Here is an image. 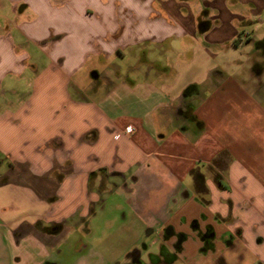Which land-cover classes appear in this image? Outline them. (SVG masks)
Masks as SVG:
<instances>
[{
    "label": "crops",
    "instance_id": "obj_1",
    "mask_svg": "<svg viewBox=\"0 0 264 264\" xmlns=\"http://www.w3.org/2000/svg\"><path fill=\"white\" fill-rule=\"evenodd\" d=\"M204 2L0 0V264H53L110 179L151 264H264V21L235 60L255 3L223 0L203 32ZM173 35L193 42L170 63Z\"/></svg>",
    "mask_w": 264,
    "mask_h": 264
},
{
    "label": "rangeland",
    "instance_id": "obj_2",
    "mask_svg": "<svg viewBox=\"0 0 264 264\" xmlns=\"http://www.w3.org/2000/svg\"><path fill=\"white\" fill-rule=\"evenodd\" d=\"M204 1L206 2L202 4L204 10L200 20H198V26L201 23H207L211 25L210 29L212 30L216 26L210 17L220 11L223 0ZM249 1L256 5V11L254 12L256 21H252L248 25L245 16L249 10H241L242 8L240 9L239 7L235 16L236 19H234L232 24L237 33H239L238 37H240H236L234 40V44H240L238 51H233L235 60L243 61L246 57L242 45L247 42L243 39V36L247 34L243 35L241 31L245 29V32L247 31L251 35V44H253V41L258 40V35L263 30V27L258 26V21L259 19L264 21V0ZM207 10L209 11V18H204L207 15ZM243 22H246L244 26ZM241 27L243 30H240ZM192 42L189 37L183 39L173 35L172 39L168 41L170 50L166 52V60L171 63L182 59L185 56L184 46L190 45ZM209 51L214 53L212 50ZM220 55V57H224L226 51ZM94 66L93 61L87 62L83 72L87 71L89 73ZM241 71L242 68H240ZM88 84H90L89 80ZM88 96L93 97L90 92H88ZM111 182L114 183L115 187L108 185V182L105 184L108 191L100 194V202L95 208L92 207L90 218L79 226H73L68 223V229L65 230V233L55 243L53 242V248L49 251L52 254L53 261L50 260L49 263L77 264L78 257L83 256L85 264H125L127 254L137 248L143 253L142 262L151 264L148 256L152 253H158L159 239L154 234L146 236L147 230L140 232L138 227L132 225L128 218H123V215L127 214V202L125 201L127 188L124 187L122 181L110 179L109 183ZM136 239H139V241L134 243ZM174 264L183 263L176 262Z\"/></svg>",
    "mask_w": 264,
    "mask_h": 264
},
{
    "label": "flooded vegetation",
    "instance_id": "obj_3",
    "mask_svg": "<svg viewBox=\"0 0 264 264\" xmlns=\"http://www.w3.org/2000/svg\"><path fill=\"white\" fill-rule=\"evenodd\" d=\"M59 228H60V227H59ZM53 229H54V228H47V229L45 230V232H46L47 234H51V231H53ZM60 230H61V228L59 229V231L57 230V233H59ZM201 237H202V239H207V237H209V232H208V230H206V233H204V235H202ZM161 258H164L165 261H166V260L169 261V260L173 259L172 256L166 254L165 251H163V249H162V251H161ZM156 259H157V258H156ZM134 261H135V263H130V262H129V263H127V264H145V263H143V262L138 261L137 259H134ZM152 261H153V260H152Z\"/></svg>",
    "mask_w": 264,
    "mask_h": 264
},
{
    "label": "trees",
    "instance_id": "obj_4",
    "mask_svg": "<svg viewBox=\"0 0 264 264\" xmlns=\"http://www.w3.org/2000/svg\"><path fill=\"white\" fill-rule=\"evenodd\" d=\"M199 27H200V30L201 31L205 32V31H207L209 29V24H207V23H201ZM193 89H194V86L187 87L184 90V95H187V94L191 93L193 91ZM59 229L60 228L58 227L57 230L59 231ZM56 233H57V231H56Z\"/></svg>",
    "mask_w": 264,
    "mask_h": 264
},
{
    "label": "built area",
    "instance_id": "obj_5",
    "mask_svg": "<svg viewBox=\"0 0 264 264\" xmlns=\"http://www.w3.org/2000/svg\"><path fill=\"white\" fill-rule=\"evenodd\" d=\"M131 133H132V129L131 128H127L125 130V134L130 135Z\"/></svg>",
    "mask_w": 264,
    "mask_h": 264
},
{
    "label": "water",
    "instance_id": "obj_6",
    "mask_svg": "<svg viewBox=\"0 0 264 264\" xmlns=\"http://www.w3.org/2000/svg\"><path fill=\"white\" fill-rule=\"evenodd\" d=\"M133 254H134V256H135V259H138V252H133L132 255H133ZM133 263H135V261H134Z\"/></svg>",
    "mask_w": 264,
    "mask_h": 264
}]
</instances>
